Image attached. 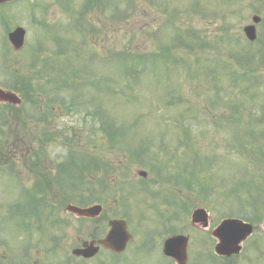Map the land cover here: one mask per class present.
<instances>
[{
  "label": "rangeland",
  "instance_id": "obj_1",
  "mask_svg": "<svg viewBox=\"0 0 264 264\" xmlns=\"http://www.w3.org/2000/svg\"><path fill=\"white\" fill-rule=\"evenodd\" d=\"M83 2L20 0L0 7V83L4 75L46 67L44 60L61 74L59 81L73 87L74 75L89 66L79 74L88 89H76L86 105L74 112L64 110L42 147L37 140L43 135H25L24 142L31 148L20 147L38 158L37 165H49V233L61 232L60 237L67 231L64 221L63 231L55 230L52 223L58 215L63 218L65 214L59 212L77 199L126 203L131 231L143 234L157 229L161 221L154 219L151 208L148 214L145 211L147 204L156 201L145 197L162 192L170 194L177 207V229L186 226L189 214L199 207L209 212L212 225L227 213L254 219L256 215L249 212L252 201L256 200V210L264 201L260 191H264V0H92L84 11L85 50L72 27ZM252 15L261 20L256 25L257 42L249 46L242 29L251 23ZM79 21L83 27L84 21ZM17 26L26 30L25 46L13 55L7 33ZM80 47L77 57L72 49ZM87 51L99 58L93 65ZM118 52H124L126 60L98 62L114 53L121 56ZM140 56L154 59L137 67L140 74L134 83L135 75L128 72L137 64L131 60ZM59 93L70 99V92ZM104 116L110 121V133L100 121ZM111 133L117 134H112L114 142L108 137ZM65 143H70V149ZM13 155L0 150V167L12 166L11 176L0 168L2 215L25 205L19 198L24 194L19 181L31 188L20 166L31 165L30 160L17 161ZM70 155L77 157L79 167L69 165ZM42 156L47 158L43 164ZM58 164L63 165L59 182L53 170ZM138 170L147 172L146 180L137 176ZM76 186L80 196L71 200ZM120 195L125 202L111 200H120ZM141 216L143 224L138 220ZM69 223L71 232L75 223ZM87 228L75 229L70 240L78 236L76 230L85 236ZM26 238L17 233L16 246L25 247ZM32 238L40 239L35 232ZM65 252L63 261L48 254V262L79 264L69 251L66 259ZM255 258L260 259L257 254Z\"/></svg>",
  "mask_w": 264,
  "mask_h": 264
},
{
  "label": "flooded vegetation",
  "instance_id": "obj_2",
  "mask_svg": "<svg viewBox=\"0 0 264 264\" xmlns=\"http://www.w3.org/2000/svg\"><path fill=\"white\" fill-rule=\"evenodd\" d=\"M19 78L20 76L16 74ZM0 88L5 90H11L5 86ZM12 91V90H11ZM17 95L19 100L16 99L15 104L0 102V136L9 135L16 133L19 136H24V132H30V134L41 132V134L46 133L47 130L28 129L31 121V106L37 105L38 103H44L47 98L34 97V98H24L21 93L12 91ZM44 110V107L42 108ZM19 113V116L16 115ZM47 123V120L42 121V126ZM14 126V129H10ZM24 128V129H23ZM28 168H34V176L38 175V169L42 170L40 172L41 179L37 178L31 179V184L38 183L41 185L35 191L36 196H38L39 203L43 204L47 194V183L46 180V169L47 165H27ZM111 200L119 201L115 197ZM33 200H30L32 203ZM107 199L104 203H99L102 207V212L100 216L95 218H77L74 230L70 233H74L75 229L84 225H88L89 231L85 236H80L78 230H76L78 236L72 241L70 240V235H63L62 240H67L68 245L76 244L77 247H81L85 242H95L97 252L91 258L77 257L75 260L79 264H89L92 262H97V264H124L144 262L143 264H180L178 260L173 257L170 247H166L165 244L168 239L174 236L186 237V259L183 264H264V218L261 223H252V232L250 235L246 236L239 243V250L237 252H232L231 250H223L221 254L215 252V246L218 244V238L221 236L217 234L214 235L215 226H211V221L207 218L208 226L199 225V222H188L189 226L181 227L177 229L175 227V221L173 217H165L161 222L159 228L155 229L154 232L150 233L148 231L142 234L140 231H131L129 225H127L128 232L130 233V239L127 241L126 245L121 251H116L111 248H105L102 245H98L97 242L103 239L108 232V221L112 219H124L123 215H119L120 209L123 204L120 202L113 203V205H107ZM69 215V214H68ZM44 211L31 212L25 218V222L29 223L35 227H40L44 230L47 226L45 221ZM126 220V219H124ZM83 221V222H81ZM128 222V221H126ZM1 224V220H0ZM105 224V225H104ZM12 233V232H11ZM151 234V235H150ZM241 234L235 235V237H240ZM57 243L61 244V240L57 239ZM63 243V242H62ZM258 255L259 258L252 260L253 255ZM60 259V258H59ZM56 259L57 262L49 263L43 248L40 247L33 251V249H27L20 256L17 255L16 246L13 243V236L10 234V238H7L5 232L2 231L0 226V264H62L61 259Z\"/></svg>",
  "mask_w": 264,
  "mask_h": 264
},
{
  "label": "water",
  "instance_id": "obj_3",
  "mask_svg": "<svg viewBox=\"0 0 264 264\" xmlns=\"http://www.w3.org/2000/svg\"><path fill=\"white\" fill-rule=\"evenodd\" d=\"M5 1H9V0H0V3L5 2ZM248 37L250 39H253L255 37L254 35V31L251 28H246L245 29ZM9 40L12 43V45L14 46L15 49H18L22 46L23 44V39H24V30L21 28H17L15 31H13L12 33L9 34ZM0 98L2 99H6V100H11L12 97L8 94H6L5 92L0 90ZM70 210H73L77 213H90V210H87L85 212H81L78 211L77 209H74L72 207H69ZM110 226L111 231L109 233V235L107 236V238L102 241L103 244L105 246H107V244H116L117 246H122L123 242H124V238L123 236L125 235V225L123 222L121 221H111L110 222ZM238 227L240 228H246L245 225L240 224L239 222L235 221V220H227L225 222H223L221 224V230H236ZM78 251H76L75 253H77Z\"/></svg>",
  "mask_w": 264,
  "mask_h": 264
},
{
  "label": "trees",
  "instance_id": "obj_4",
  "mask_svg": "<svg viewBox=\"0 0 264 264\" xmlns=\"http://www.w3.org/2000/svg\"><path fill=\"white\" fill-rule=\"evenodd\" d=\"M124 55V54H123ZM123 55H121V56H123ZM117 58H118V56H117ZM123 58V57H122ZM143 59H139V60H137V64L138 65H134V67H138V66H140L141 64H143ZM137 74V71H132L131 72V75H136Z\"/></svg>",
  "mask_w": 264,
  "mask_h": 264
}]
</instances>
